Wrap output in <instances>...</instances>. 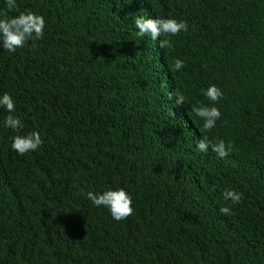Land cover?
<instances>
[{
	"label": "trees",
	"instance_id": "obj_1",
	"mask_svg": "<svg viewBox=\"0 0 264 264\" xmlns=\"http://www.w3.org/2000/svg\"><path fill=\"white\" fill-rule=\"evenodd\" d=\"M180 3L189 31L173 48L137 35V15H179ZM17 5L9 16L33 11L46 27L35 49L0 48V95L15 101L19 134L44 143L13 151L0 108V264H264V0ZM212 84L222 116L204 131L192 107L210 103ZM202 137L233 149L201 152ZM121 187L134 213L119 222L79 195Z\"/></svg>",
	"mask_w": 264,
	"mask_h": 264
},
{
	"label": "clouds",
	"instance_id": "obj_2",
	"mask_svg": "<svg viewBox=\"0 0 264 264\" xmlns=\"http://www.w3.org/2000/svg\"><path fill=\"white\" fill-rule=\"evenodd\" d=\"M6 11L0 17V48L15 53L17 49H23L25 45L31 41L32 48L35 49L36 42L44 37L46 21L42 15L33 11L19 12L16 15L9 16L18 7L17 0H4ZM143 2V0H142ZM184 6L180 3L177 13L173 16L158 15L154 13H145L144 16L137 15L134 19L137 35L140 37L148 36L152 41H156L161 49H171L174 44L170 37L179 36L180 33H187L189 25L186 20H183ZM185 66V61L175 58L173 60L172 70L180 71ZM209 104H200L192 107V112L203 121V130L211 131L216 127L217 121L220 120L222 113L215 106L223 97V90L215 84L209 85L202 93ZM176 105L186 104V97L178 91H170L168 99L173 100ZM0 108L6 109L9 115L6 116L3 124L5 128H9L17 135L11 138V149L17 152L20 156H24L29 152L38 150L44 143L39 131H31L27 134H19L24 128V122L12 113L16 110V104L13 97L5 92L0 95ZM227 123V121H224ZM197 148L201 152H208L211 149L221 159L228 156L233 144L226 143L225 140L219 139L217 142H210L207 137H202ZM79 195L85 196L96 207L107 208L111 217L116 221L126 220L133 215V201L131 195L124 188L108 189L103 192L81 191ZM242 193L233 189H225L222 193L225 202L230 201L231 205L239 204L242 201ZM219 211L223 215H232V207L222 206Z\"/></svg>",
	"mask_w": 264,
	"mask_h": 264
}]
</instances>
